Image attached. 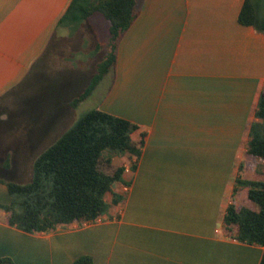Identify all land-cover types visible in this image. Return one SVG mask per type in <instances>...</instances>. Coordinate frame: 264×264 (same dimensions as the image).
<instances>
[{
  "label": "crops",
  "instance_id": "obj_1",
  "mask_svg": "<svg viewBox=\"0 0 264 264\" xmlns=\"http://www.w3.org/2000/svg\"><path fill=\"white\" fill-rule=\"evenodd\" d=\"M71 2L0 0L1 159L22 133L1 116L11 96L41 62L74 67L83 51V42L73 44L77 33L100 43L93 14L78 25L60 24ZM244 2L136 0V18L118 41L95 109L137 126L131 139L143 143L139 158L110 155L124 172L105 196L106 213L93 223L29 234L10 227L0 210V258L14 264H72L82 256L92 264H260L264 246L233 239L224 225L228 206L247 197L236 180L259 181L248 171L258 162L246 145L264 91V30L238 22ZM258 27L264 29L263 18ZM74 99L54 101L53 109L49 101L43 114L30 108V126L45 116L57 128L65 106L78 107L70 106ZM0 194L7 205L3 183Z\"/></svg>",
  "mask_w": 264,
  "mask_h": 264
},
{
  "label": "trees",
  "instance_id": "obj_2",
  "mask_svg": "<svg viewBox=\"0 0 264 264\" xmlns=\"http://www.w3.org/2000/svg\"><path fill=\"white\" fill-rule=\"evenodd\" d=\"M94 13L101 14L109 25L107 53L86 88L70 102L71 107L91 96L114 66L118 41L137 15L136 0H72L60 24L66 20L78 25ZM261 18L264 16L260 17L257 5L245 0L238 22L262 31L258 27ZM255 118L257 121L248 130L246 153L264 159V91L260 93ZM136 130L137 126L131 122L98 109L84 113L35 159L30 182L0 181L10 197L7 205L0 204V210L6 213V223L33 234L97 221L107 211L106 194L124 172L113 165L108 153H127L138 159L143 143L131 139ZM4 166L9 167L8 159ZM236 184L248 189L249 207L231 203L224 216L225 228L235 240L264 246V182L236 180ZM0 264L14 263L8 257H1ZM72 264H92V260L82 256ZM260 264H264V254Z\"/></svg>",
  "mask_w": 264,
  "mask_h": 264
},
{
  "label": "rangeland",
  "instance_id": "obj_3",
  "mask_svg": "<svg viewBox=\"0 0 264 264\" xmlns=\"http://www.w3.org/2000/svg\"><path fill=\"white\" fill-rule=\"evenodd\" d=\"M259 13L264 16V0H254ZM93 16L99 18L100 26L98 29L99 42L92 43L85 39L84 35L77 33L73 38V44L78 45L83 42L82 54L75 56L73 59L74 67H59L54 66L51 61L40 64L32 76L22 88L14 93L1 116L10 127L21 130V134L14 139V147L7 158H0V181L4 183L26 184L31 181L33 175V163L35 159L52 145L62 132V128L67 129L75 123L84 113L98 106L99 97L104 91L108 83V76L106 75L103 82H100L86 100L78 105L73 110L65 106V122L64 118L60 125L57 126V120L42 117L39 126H30L29 115L30 108H38L43 111V108L50 101L53 109L54 101L67 98H76L88 85L92 75L96 72L98 63H100L107 53V21L102 18L99 13H94ZM98 45L99 49H98ZM91 53L88 54L90 51ZM103 95V94H102ZM47 108H44V110ZM52 111V110H51ZM40 112V111H39ZM38 114V113H37ZM23 130V131H22ZM31 131V132H30ZM33 131V132H32ZM35 141V144L26 146L28 142ZM108 152H106L107 154ZM120 154V153H118ZM108 155H111L108 153ZM9 160V167L5 168L6 160ZM258 164L253 169L248 170L249 173L256 177L259 181L264 182V159L256 158ZM4 196L0 194V203H3ZM239 207H249L247 199L243 205Z\"/></svg>",
  "mask_w": 264,
  "mask_h": 264
},
{
  "label": "built area",
  "instance_id": "obj_4",
  "mask_svg": "<svg viewBox=\"0 0 264 264\" xmlns=\"http://www.w3.org/2000/svg\"><path fill=\"white\" fill-rule=\"evenodd\" d=\"M128 190V188L126 187L125 189H124V191H127Z\"/></svg>",
  "mask_w": 264,
  "mask_h": 264
}]
</instances>
